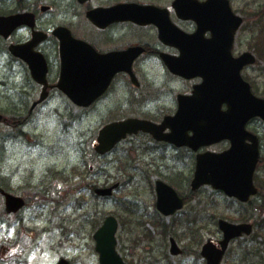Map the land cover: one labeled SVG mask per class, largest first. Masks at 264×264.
I'll return each instance as SVG.
<instances>
[{
	"label": "flooded vegetation",
	"instance_id": "flooded-vegetation-1",
	"mask_svg": "<svg viewBox=\"0 0 264 264\" xmlns=\"http://www.w3.org/2000/svg\"><path fill=\"white\" fill-rule=\"evenodd\" d=\"M176 1L0 0V8H4V11H0V15L9 16L17 13H33L35 15L37 24L35 29L46 34V39L38 45L35 51L44 55L48 65L47 86L45 87L32 80L28 65L13 55L10 50L12 44H21L31 40L32 30L20 28L9 38L0 37V55H3L1 50L5 49L6 52L4 55L6 58L5 74L0 84L3 93L0 96H3L7 101L4 107L0 106V114L4 117L0 123V129H4L3 152L5 162L7 161L9 166L5 170L3 182L0 176V185L5 192L21 198L24 202L22 206L12 212H8L6 206L4 207L3 257H0V264H42L44 258L49 259L47 256L42 258L44 253L57 257L56 261H52L51 264H60L62 260L68 261L69 264L76 263L68 254L74 250L75 239L72 236L60 237L59 224H54V219L44 221L42 217L45 207L42 203L49 202L51 204L46 206V208L50 207L51 217L58 211L60 201L54 192L58 188L60 189L61 175L63 188L71 185L69 192L75 190L73 182L76 171L68 170L61 174L58 166L59 153L53 151L58 148L60 137L66 136L73 139V135H78L82 158L89 155L90 162L88 164H91L92 159L103 163L100 168L102 174H99V177L92 178L94 170L91 166L89 173L79 176L80 186L86 187L87 190L97 186V184H93V181H101L102 177L105 178L109 162L115 163L118 166L117 171H119V166L124 164L125 159L131 155L132 163L138 169L145 170L144 177H148L152 183L153 206L155 214L158 215L155 221L162 222L164 219L179 217L193 199L197 200L196 203H200L207 188L203 187L197 190L192 188L191 183L196 173L197 158L209 151L223 152L229 148L230 142L222 141L194 150L187 146L179 147L168 141L157 139V137H166L172 133L171 127L164 125V122L166 118L177 114L179 97L181 95L191 96L195 86L202 83L201 78L187 80L172 74L163 57L165 55L178 57L181 51H200L204 41L212 37L210 29L197 38L196 45H189L187 37L197 32L200 25L209 24L214 14H220L221 8L219 6L196 7L197 4L189 7L188 0H186V3L182 4L181 15H179L175 8ZM195 1L203 4L209 0ZM228 1L231 9L236 13L235 0ZM152 7L158 10L156 13L159 14L161 20L164 21L168 17L183 33L180 40L177 37L166 41L161 39L158 26L152 23L153 13H155L151 10ZM195 12L199 22L192 18L187 19ZM237 13L246 20L244 14ZM91 15L102 19L105 26H96L90 20ZM83 22L86 23L89 30L85 31L84 35L77 34L76 30ZM60 27L69 29L75 38L88 43L93 47L96 55L106 56L137 47L142 48L143 52L134 59L131 66L132 73L119 71V68L123 66V60L120 63L118 58L102 61L91 52L89 54L74 52L63 56L60 40L54 35V30ZM176 42H180V45H177ZM234 52L236 54V50H233V54ZM63 58L72 63L70 82L79 83L89 79L86 83L101 84L110 80L108 88L89 105H79L59 88ZM82 59L87 60L84 67L80 66ZM147 69H157L161 73L160 78L150 82V89L144 85V75L149 73ZM43 96L44 100L41 101ZM170 96H173L172 99H168ZM12 99L18 102L13 105ZM44 114L58 118L66 117L70 123L63 126L60 135L59 126L55 124L57 127L52 134L50 131L54 129L47 131L38 125V116ZM92 116L102 117L97 124L98 131H92L90 127L86 130L80 128L83 126V121ZM128 118L155 124L156 132L144 133L140 131L138 134L128 136L110 153L103 156L96 155L94 149L97 145L99 131L108 124L121 122ZM77 127L78 131H76ZM248 129L258 135L262 152L264 138L257 129H252L251 126ZM47 137H52L54 140L48 141ZM189 137H193L192 131H189ZM16 146H21L26 150L40 148L54 163L47 162L42 168L41 176L36 178L33 163H29L31 168H27L23 159H19L21 154L16 156L13 154L12 148ZM130 150L132 152H129ZM183 165H186L184 169ZM171 166L174 170L179 167L182 170L180 173H172ZM1 172L2 170L0 174ZM21 172L30 173L31 176L28 175L23 180L19 176ZM123 177L124 174L119 181L120 190L125 185L132 184L130 178H127L128 183L125 184ZM158 182H161L165 188V184L172 187L177 192L184 201L182 210L169 217H165L159 212L158 198L159 195H166V190L159 187ZM131 201L126 203L129 211L138 210V207L142 205L140 202ZM233 202L237 203L236 200ZM40 203L42 205H39ZM201 217L196 216L189 225L197 223ZM191 229L193 228L191 227ZM83 237L88 246L83 244L77 249L78 253L85 250L91 251V236ZM87 238L88 240H86ZM179 249L182 255L184 252L180 247Z\"/></svg>",
	"mask_w": 264,
	"mask_h": 264
},
{
	"label": "rangeland",
	"instance_id": "rangeland-1",
	"mask_svg": "<svg viewBox=\"0 0 264 264\" xmlns=\"http://www.w3.org/2000/svg\"><path fill=\"white\" fill-rule=\"evenodd\" d=\"M235 2V10L246 17V22L237 35L235 50L237 54L247 50L255 52L258 56L259 62L245 70L243 75L248 81L253 82L258 95L264 97V0H235ZM3 10L4 8H0V11ZM88 30L86 23L83 22L76 30V33L84 35L85 31L87 32ZM5 61L6 58L3 55L0 56V84L5 73ZM147 71L149 73L144 75V85L150 89V82L160 78L161 73L157 69H147ZM2 93L3 89L0 88V94ZM172 97L170 96L168 99H172ZM13 101L16 100L13 99ZM13 101L12 104L14 105ZM6 102V99L0 96V106L4 107ZM90 119L92 122L89 125L87 123L84 124L85 130L88 127L92 131L98 130L97 124L102 117L93 116ZM37 120L39 127L42 129L47 131L54 129L50 131L52 134H54L58 125L61 127V123H70L67 118L61 117L58 120L54 116L47 114L38 116ZM262 127L259 120L251 124V128L257 129L258 133L264 138V129ZM76 131H78V127ZM3 133L4 129L1 128L0 141L3 140ZM76 137V135H73V140L78 143ZM53 138L47 137V140L52 141L54 140ZM62 141L63 144L59 146V138L58 148L53 150L59 153V169L62 171L65 168L67 170L75 168L87 173L86 169L82 168L83 165L79 160L80 158L83 162L79 145L70 142L68 139L62 138ZM0 152L3 153L1 149ZM12 152L15 156L21 154L19 159H23V163H26L27 168H31L29 163H33L36 178L41 176L42 168L47 162L54 163L52 159H46L41 149L26 150L21 146H16L12 148ZM129 152H132V150ZM262 159H264V149L262 151ZM125 161L124 164L119 166L120 170L118 172L120 174L117 173L116 164L113 163L114 165H111L112 163L109 162L106 169L107 175L104 176L105 179L99 181V186L112 185L120 181L122 174H124L125 184L128 183L127 178L132 179V184L125 185L113 198L107 200L98 199L88 190L83 195L71 194L68 196L67 193H62V189L58 188L54 192L60 201L58 211L56 214H52L51 217L49 208L42 216L44 221L54 219V224H59L60 237L72 236L75 239L74 250L68 253L66 249L71 259L76 261L75 264H99L92 237L108 216H115L120 222L117 233V248L128 264H205L200 255L202 245L209 238L215 241L221 239L222 234L218 229V221L220 219L232 223L247 221L255 225L254 233L250 237H245L232 243L222 264H264V161L257 170L255 177V183L260 189V194L258 199H253L250 205H237L233 200L208 188L203 198L201 197L200 203H196L197 200L193 199L184 209L182 215L173 219H164L162 222L155 221L158 215L155 214V207L153 206L152 183L148 177H146L147 179L144 177L146 171L138 169L132 163L131 155ZM95 162H97L98 165H96L99 167L100 172L103 163L99 160H95ZM185 166L183 165L182 168L184 169ZM7 168H9L8 162L1 158L0 171L2 170V175H0L2 180H4ZM171 168L172 173H180L182 170L180 167L175 170L173 166ZM28 175L30 173L21 172L19 176L24 180ZM147 176L150 177V175ZM131 200L140 202L142 204L141 207L139 206L138 210H133V212L129 211L126 203ZM41 203L39 205L43 204ZM3 211L4 202L0 199V246L3 244L2 224L5 220ZM196 216L202 217L197 223L192 226L189 225ZM89 235L91 236V251L85 250L78 253L77 249L83 244L86 247L88 246L86 241L83 240V236L87 237ZM171 238L176 240L181 250H183L184 253L182 255L174 256L171 254ZM44 256H47L49 260L42 262V264H51L57 258L52 254L46 253L43 254L42 258Z\"/></svg>",
	"mask_w": 264,
	"mask_h": 264
},
{
	"label": "water",
	"instance_id": "water-1",
	"mask_svg": "<svg viewBox=\"0 0 264 264\" xmlns=\"http://www.w3.org/2000/svg\"><path fill=\"white\" fill-rule=\"evenodd\" d=\"M214 2H218V0L210 3ZM220 2L227 6L228 13L225 16L227 24L221 25L219 37L216 36L215 38L216 41L220 40L221 47L216 51L219 58L206 59L208 61H220L222 62L220 66L199 67L196 63L194 65L186 63L185 58L178 63L173 58L166 60L173 71L186 77L202 75L205 78V84L201 86V93L199 94L197 89L191 100L197 102L198 95V99H209L204 105L194 104L191 112L185 111L183 115L179 112L177 116L170 118L169 123L174 128L170 140L178 145L185 144L183 138L188 130L194 131L195 136H197L189 143L194 149H197V147L192 141L195 144L200 143L198 144L200 146L230 139L232 141L230 150L221 154L206 153L199 157L193 188L198 189L203 185H212L215 189L224 191L229 196H236L240 200L246 201L250 195L256 194L253 176L259 160V144L257 137L249 134L245 130V126L254 117H261L264 120V100L252 94L249 84L240 75L244 66L254 63L252 55L247 53L239 59H234L230 54L234 35L243 20L230 11L226 1L220 0ZM91 19L95 23H99L98 18L93 17ZM153 21L159 25L161 36L167 37L166 27L159 20ZM23 25L34 28L33 15L0 16V35L7 37L16 28ZM60 32L63 31H57L56 34L61 38L62 48L65 52H68L70 46L73 45L84 47L82 42L72 39L68 31L66 34ZM40 41L38 34L35 33L30 43L12 48L15 53L22 54L31 68L33 77L38 81H42L47 73L44 57L33 50ZM211 43L215 44L214 41H211ZM229 61H234V65L226 66ZM63 85L64 82L61 85L62 88ZM65 91L75 97L77 101L83 99V97L74 96L70 90L65 89ZM79 91H85L83 85L79 86ZM223 103L228 105L226 112L221 110ZM183 126L187 130L184 129V133H181L179 129H182ZM139 129L153 132L149 124L137 120H128L104 128L99 138L102 146L99 147L98 151L103 153L110 150L113 145L126 137L127 133L136 132ZM248 140L252 144H247ZM111 192L112 189L97 191L98 194L104 196H110ZM9 199H11L14 207L18 206L17 200L8 196ZM164 202L165 197L163 199L160 197V208L166 214H169L163 209ZM219 226L224 232V240L221 242L222 249H214L211 243L205 246L203 255L208 259V264H220L229 242L234 238L241 237L243 234L250 235L252 232V227L249 225H233L226 221H220ZM117 228V220L114 217H109L95 234L101 264H125L116 251L117 241L115 235Z\"/></svg>",
	"mask_w": 264,
	"mask_h": 264
}]
</instances>
